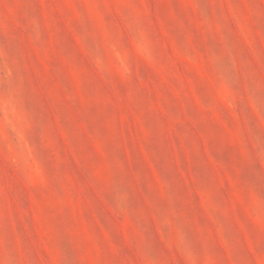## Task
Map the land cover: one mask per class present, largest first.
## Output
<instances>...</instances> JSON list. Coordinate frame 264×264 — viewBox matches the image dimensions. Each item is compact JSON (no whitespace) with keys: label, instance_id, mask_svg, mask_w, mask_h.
Masks as SVG:
<instances>
[{"label":"rangeland","instance_id":"rangeland-1","mask_svg":"<svg viewBox=\"0 0 264 264\" xmlns=\"http://www.w3.org/2000/svg\"><path fill=\"white\" fill-rule=\"evenodd\" d=\"M0 264H264V0H0Z\"/></svg>","mask_w":264,"mask_h":264}]
</instances>
